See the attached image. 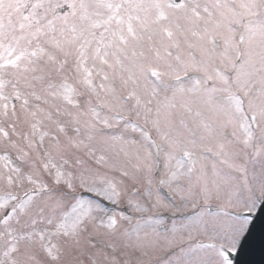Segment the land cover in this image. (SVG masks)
I'll list each match as a JSON object with an SVG mask.
<instances>
[{"label": "snow or ice", "instance_id": "6c2138e0", "mask_svg": "<svg viewBox=\"0 0 264 264\" xmlns=\"http://www.w3.org/2000/svg\"><path fill=\"white\" fill-rule=\"evenodd\" d=\"M264 209V0H0V264H234Z\"/></svg>", "mask_w": 264, "mask_h": 264}, {"label": "water", "instance_id": "95a60500", "mask_svg": "<svg viewBox=\"0 0 264 264\" xmlns=\"http://www.w3.org/2000/svg\"><path fill=\"white\" fill-rule=\"evenodd\" d=\"M237 264H264V209L256 217L253 233L242 247Z\"/></svg>", "mask_w": 264, "mask_h": 264}]
</instances>
